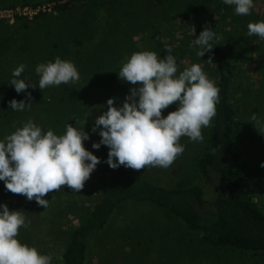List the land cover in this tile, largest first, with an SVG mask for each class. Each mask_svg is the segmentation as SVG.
<instances>
[{"label":"rangeland","instance_id":"rangeland-1","mask_svg":"<svg viewBox=\"0 0 264 264\" xmlns=\"http://www.w3.org/2000/svg\"><path fill=\"white\" fill-rule=\"evenodd\" d=\"M6 1L8 0H0V4ZM215 1L162 0L154 3L153 0H72V6L57 12L52 7L54 2L52 0L41 1L34 7L28 4L0 7V17L6 18L8 24H10V27L5 25L4 35L11 34L15 41L13 47L16 44L18 46L16 50L21 51L20 55H16L18 62H22L24 58H27L26 54L30 53V51L27 53L26 51L31 46L35 48L40 43L39 64L49 61L54 62L56 57L74 63L80 76L79 81L75 84H61L60 86L48 87L41 91L38 87L39 76L35 72L36 67L31 68L29 71L25 69L19 79L36 85L37 87H32L33 89H39L35 90V92H51V94H55L58 90H65L66 86L82 87L89 84L86 89L90 90L89 94L93 98L92 101L90 98L88 102L91 103L94 110L92 112L91 108L87 111L86 120L89 123L95 121L99 115L107 111L109 97H105L104 95L107 92L97 89L98 87L106 86L108 88L109 86L112 88L113 85H116L117 88L126 90L123 92V96L122 90L117 92L116 97L118 99H116L114 104L116 107L123 105L125 97L130 94V89L135 87L128 82L124 84L118 77L122 64L133 53L151 51L156 53L158 57L164 58L168 54L165 51V47L170 46L172 55L177 60V74L185 67L199 64L208 78L213 81L214 71L211 63H207V59L197 56L198 46H194L191 39L187 38L189 36L188 24L190 16L195 12L191 9L190 4L195 2H197L196 5L198 6L196 12L200 11V13L204 14V26L213 29L219 37L218 40H215L219 45L232 50V47H235L239 42L238 40H246V37H248L251 41H254L253 43L255 44H252V49L246 52L249 54L250 59L245 58L244 62H241L240 70L246 74L248 80H254L255 82L256 73L250 70V67H258L256 59L262 55L259 52V48L262 43L264 44V41H261L257 36H248L246 31L250 22L264 21V0H253L255 7L251 10L250 15L238 16L235 14L233 17L229 15L221 19L216 17V10L220 6L216 7L217 2ZM234 7H229V13L234 14ZM186 9L190 12L188 15L186 12L183 13ZM223 10L220 12V16ZM39 11H45L46 13L42 16L36 15ZM14 12H18L19 15L23 16L17 23H13ZM169 19L172 21L171 23ZM84 24L88 27L87 29H84ZM157 25H160L159 33H155ZM82 35L87 36L84 37ZM52 42L57 44L56 47L49 46ZM46 44L48 48H46ZM49 50H55V52L49 55L48 59H45V53ZM117 52L120 54L119 56H116ZM11 54V56H8L10 59L13 57V51ZM101 54L105 58L99 60ZM1 55L4 56L5 54ZM4 59L0 57L1 62ZM96 63H98V66L95 65ZM82 67H88V73H97L96 77L93 80L91 78L89 80L88 75L81 76L83 73ZM32 69L33 72L30 74L29 72ZM106 70H108L107 74L112 77L109 81L107 80V83L104 82V84L100 85V74L102 75ZM109 70L115 71L114 74L111 75L113 72ZM111 84L112 86H110ZM127 85L129 88H127ZM7 86L8 90L13 89V86ZM237 94L235 92V96ZM26 95L14 96V98L19 97L26 103L34 99L31 97L29 100ZM96 95H100V98H95ZM8 98L9 95L5 94L1 102L11 101ZM236 102H239L238 106L240 107L238 116L246 121L249 128V130L247 128L248 135L252 136L251 139L244 138L242 140L241 136L239 139V141L242 140L239 145L244 146L247 166L248 183L245 184L247 188L251 190L253 188L256 191L255 199L260 209L264 212V167L260 166L264 162V132L259 133L250 122V117L253 113L259 119L262 118L261 121H264V97L258 98L251 91L245 102L238 101V99ZM98 105L100 107L97 108L96 106ZM102 105L103 108L101 107ZM65 108H68L66 104ZM176 108L177 105L173 104L164 109L162 115L166 117L169 112L175 111ZM67 124L72 125V122L68 119L63 126H59L56 134H63L66 131ZM84 126H87V124H84ZM206 128H202L204 139ZM99 131L100 129H97V133L89 132L90 139L84 141V147L100 159L97 149L92 148V144L94 142L98 143L101 139ZM95 138H98L97 141ZM179 142L184 146L185 150L167 169L160 167H145L140 171L127 169L131 173L141 175L151 181L159 180L166 184H187L195 178L189 166L191 157L201 148L203 142H192L188 137H181ZM93 176L95 177L92 172L90 178L85 182L84 188L77 195L75 191H72L67 186H64V189L61 187L56 192L58 195H54L59 198L62 196V191H66L71 197L73 195L77 196L80 202L77 204L76 210L77 213H80L83 211V206H87L88 196L89 198L95 196L93 190L97 182L92 180ZM207 192H211V188L206 189L205 193L209 194ZM6 196H9L7 203L12 202L13 204L8 207L9 211H21L26 217V221H30L29 226H34V229L40 227V213H36L39 210L36 211L35 209L37 202L34 199L33 201H28L25 196L19 194L10 196L7 193ZM12 196L14 197L12 198ZM7 203L5 201L1 203L0 201V205ZM34 203L36 204L34 205ZM76 210L74 209V211ZM70 213L72 212L68 210L67 217L59 216L50 223L52 226L50 231L54 235V239H52V242H54L52 246L54 247L51 252L54 251L56 255H59V249L61 250L63 242L61 238H63L62 234L65 233L66 224L75 221L74 215L76 212L73 215ZM29 232L31 230L22 227L19 230L17 239L22 244L35 247L41 254H45L42 251V245H40L42 242L31 238ZM198 242L200 241L194 240L193 235L185 232L183 226L175 218L165 215L153 204L131 201L116 208L104 227L90 236L86 264H264V252L251 254L248 251L232 249H211L206 247L202 249ZM189 245L193 249V254L187 253L190 251ZM55 254L52 255V264H59L60 260L56 258Z\"/></svg>","mask_w":264,"mask_h":264},{"label":"trees","instance_id":"trees-1","mask_svg":"<svg viewBox=\"0 0 264 264\" xmlns=\"http://www.w3.org/2000/svg\"><path fill=\"white\" fill-rule=\"evenodd\" d=\"M41 1L52 0H8L0 4V7H14L22 4L34 7ZM53 1L52 7L57 12L73 5L72 0ZM153 1L158 3L162 0ZM215 2H217L216 7L220 6L216 10L217 19L229 15L231 17L235 16V13H229L228 9L231 5L224 4L223 0H216ZM196 4L197 2L190 4L191 9L195 12H191L192 15L188 24L189 36L187 38L191 39L192 44L205 28L204 14L200 11L196 12L198 8ZM222 10L223 13L220 16ZM188 11L186 9L183 13L186 12L188 15L190 13ZM18 12L13 13V23H17L23 17ZM45 13V11H39L36 15L42 16ZM169 21L172 22L170 19ZM5 25L10 27L6 18L0 17V57L5 58L4 61H0V140H3L5 136L14 132L18 127H22L23 123L28 120L40 126L44 132L51 129L56 134L59 126H63L64 122L69 119L75 128H84V131L90 136V133H93L94 121L88 123L86 116H88L87 111L91 108L92 112L94 110L91 103L88 102L90 98L91 101L93 98L89 94L90 90L86 89L89 84L82 87L66 86L65 90H58L55 94L35 92L39 89H33L32 87L21 93H17L14 86L13 89L8 90L7 85L12 86L10 80L12 79V71L16 67L24 64L25 69L29 71L39 64L40 43L35 48L31 46L26 51V53L30 51L26 54L27 58H24L22 62H18L16 55H20L21 51L16 50L18 49L16 44L13 47L15 41L11 34L4 35ZM84 26V29L88 28L86 24ZM159 26H156L155 33H159ZM82 36L86 37L87 35ZM249 40L248 37H246V40H238L239 42L231 50L228 47L219 45L214 39L211 41L214 46L213 49L203 56V59H207V63L210 62L209 59L212 61L210 63L214 71L213 81L220 90V99L216 105V115L211 121V126L206 128L202 146L192 155L189 163L191 173L195 175V178L184 185L166 184L159 180L151 181L141 175L131 173L124 166L112 169L106 163L109 149L107 146L101 145L97 149L101 163L93 171L95 177L92 178L97 182L93 190L95 196L93 198L88 196L87 206H83V211L77 213L76 207L80 202L78 197L75 195L71 197L66 191L62 190V196L59 198L54 195H58L57 191L50 192L44 197L48 200L46 209L34 203V205L36 204V211L39 210L36 213H40V227L34 229V226H29L28 230H31L29 235L31 238L42 242L40 245H42V251L45 254H55L54 251L51 252L54 247L52 246L54 235L51 234L50 227L52 226L50 223L59 216L67 217L69 210L72 215L76 212L74 215L75 221L66 224L65 233L62 234L63 238H61L63 241L61 250L59 249V255L55 254V256L59 258V264H86L90 236L104 227L116 208L131 201L151 203L165 215L175 218L183 226L186 233L193 235L194 240L200 241L198 245L202 249L205 247L232 249L248 251L251 254L264 252V212L255 199L256 191L253 188L252 190L247 188L245 184L248 183V174H246L244 146L239 145V142L242 143L244 138L251 139L252 136L248 135L249 128L246 121L238 116L240 107L238 106L239 102L237 103L236 100L245 102L251 91L258 98L264 97L263 43L259 48L262 55L256 59L258 67H250V70L256 73L255 82L254 80H248L246 74L240 70L241 62H244L245 58L250 59L249 54L246 52L252 49V44H255L254 41ZM56 45L54 42L49 44V46L55 47ZM46 48H48L47 44ZM12 51L14 54L10 59L8 56L12 55ZM54 52L55 50L46 52L45 59H48V56ZM119 55L117 52L116 56ZM104 58L101 54L99 60ZM95 65L98 66V63ZM87 68H81L83 70L81 76L88 75L89 80L90 78L93 80L97 73H88ZM107 71L102 75L100 74V85L104 82L107 83L112 77L107 74ZM31 72H33V69L29 73L31 74ZM110 72H113L111 74L113 75L115 71ZM127 88H129L128 85ZM97 89L107 92L104 96L109 97L108 99L114 98L115 102L118 99L116 97L117 92L122 90V88H117L116 85H113L112 88L109 86L106 88L105 86ZM125 91L122 90V96ZM235 92L238 93V98L235 96ZM28 93H31V97L34 99L28 102L31 103V106L26 107L23 111H14L9 108V101L7 100L1 102L5 94L9 95L8 100L17 99V101H21L22 99L19 97L14 98V96L27 94L26 97H28ZM95 98H100V95H96ZM65 104L68 108H65ZM101 107L103 108V105ZM84 124H87V126H84ZM240 136L242 140L239 141ZM98 138H95V140L97 141ZM209 188H211V192L206 194L205 190ZM62 189L64 188L62 187ZM7 193L10 196L13 194L6 191L4 182L0 181L1 203L9 201V196H6ZM75 194L77 195V192ZM6 205L9 207L13 204L11 202ZM187 253L193 254V249L190 248Z\"/></svg>","mask_w":264,"mask_h":264},{"label":"clouds","instance_id":"clouds-1","mask_svg":"<svg viewBox=\"0 0 264 264\" xmlns=\"http://www.w3.org/2000/svg\"><path fill=\"white\" fill-rule=\"evenodd\" d=\"M226 5L235 6L238 16L251 14L255 7L253 0H223ZM247 35L257 36L264 41V21L250 22ZM219 37L210 27H205L193 42L198 46L197 56L203 57L213 49L211 41ZM163 59L151 51L133 53L122 64L118 72L120 80L135 86L125 97L121 107L114 106V98L107 101V111L99 115L92 127L95 133L100 129L98 143L107 146L106 163L112 169L120 166L140 171L145 167L167 169L185 148L181 137L192 142H203L202 128L210 127L219 103V88L210 80L199 64L185 67L178 73L176 57L172 48ZM210 62L211 59H209ZM20 64L12 71L10 84L17 93L29 87H37L19 79L25 70ZM39 76L38 87L42 91L61 84H75L79 72L71 61L56 57L54 62L40 63L35 68ZM29 100L31 93H28ZM176 104L175 111L165 117L162 111ZM31 103L24 100L9 101V108L23 111ZM250 122L259 133L264 132V121L255 113ZM89 134L71 124L66 131L57 135L53 130L46 132L33 121L24 122L14 132L0 140V181L6 191L33 199L47 208L44 197L67 186L80 192L91 173L101 162L84 147ZM264 167V162L261 163ZM0 264H52V254H41L37 248L22 244L19 230L28 228L30 221L21 211H9L6 204L0 205Z\"/></svg>","mask_w":264,"mask_h":264}]
</instances>
